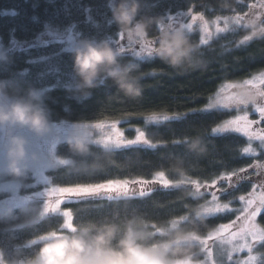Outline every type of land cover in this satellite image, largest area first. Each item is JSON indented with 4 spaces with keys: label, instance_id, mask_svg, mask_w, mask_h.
I'll list each match as a JSON object with an SVG mask.
<instances>
[{
    "label": "trees",
    "instance_id": "1",
    "mask_svg": "<svg viewBox=\"0 0 264 264\" xmlns=\"http://www.w3.org/2000/svg\"><path fill=\"white\" fill-rule=\"evenodd\" d=\"M256 0H140L141 16L167 17L194 10L207 18L223 17L232 13L244 14L248 5ZM155 3L156 7H150ZM108 0H0V40L6 47L7 61H0V79L16 82L22 89L37 87L45 90V104L54 123L93 125L101 122H124L145 128L152 147H131L107 150L98 145L87 156H73L68 145L57 147L60 158H71L70 164L51 170V182L57 187L90 186L109 181H154L155 173L164 171L166 180L173 183L183 171L187 183L180 188H164L157 181L148 184L152 191L143 197H87L79 203L63 204L72 214V223L87 225L102 223L106 219L121 223L133 214L151 221L153 231L165 227L173 219L188 216L182 221L186 228H196L205 238L220 225L233 223L235 212L210 216L206 225L193 224L191 209L209 196L193 199V183H218L221 176H230L234 182L222 202L238 204L240 196L247 195L251 184L246 175L253 171L254 158L244 155L248 140L240 135H214L212 129L237 116V111H195L205 105L220 87L236 80H245L264 71V39L243 43L245 30L219 35L207 45H199L198 33L190 39L200 46L196 57L203 61L197 69L179 71L159 58L137 59L131 53H122V63L132 61L138 65L134 74H142V95L129 98L121 93L115 82L108 78L90 89L85 98L75 90L78 77L74 71L73 54L64 43L52 41L36 44L48 29L73 28L81 39L108 40L115 47L121 42L118 25L111 19ZM153 26L151 34L158 32ZM123 40H126L124 38ZM153 114L179 116L166 123L146 125ZM146 126V127H145ZM132 134V133H131ZM200 137L207 145L204 155L188 150L185 138ZM178 141V143H176ZM263 159V155L259 158ZM236 173V175H233ZM21 182L30 185V172L22 179L5 173L0 182ZM41 190L40 188H38ZM26 192V191H24ZM7 196L0 192V200ZM44 197H32L20 207L0 211V253L7 263L19 255L29 260L42 247L50 231L64 224L60 214L41 217ZM236 207V206H235ZM13 210L12 215H6ZM119 214L118 216L116 214ZM264 227V212L258 218ZM156 238L159 239L157 232ZM36 240L37 243H31ZM264 264V243L256 248Z\"/></svg>",
    "mask_w": 264,
    "mask_h": 264
},
{
    "label": "clouds",
    "instance_id": "2",
    "mask_svg": "<svg viewBox=\"0 0 264 264\" xmlns=\"http://www.w3.org/2000/svg\"><path fill=\"white\" fill-rule=\"evenodd\" d=\"M112 21L118 25L129 45L152 44L155 58L179 71L197 69L203 61L196 57L200 46L191 41L182 27L172 28L164 18L141 16L140 0H108ZM156 35L151 34L153 26ZM248 39H264V15L256 14L245 21ZM74 71L78 80L75 90L85 98L90 89L111 78L118 90L129 98L142 95V74H134L138 65L132 61L122 63V51L108 40L81 39L71 49ZM6 52L0 50V61H7ZM232 103L250 106L253 110L264 107V95L244 81L232 82ZM45 90L37 87L22 89L16 82L0 79V171L15 179L26 177L44 162L41 152L33 147L27 130L36 139L53 134L52 115L45 104ZM92 126L73 124L63 138L73 156H87L96 143ZM189 151L204 155L207 145L200 137L185 138ZM108 149L109 147H104ZM71 164L75 160L69 158ZM187 183L181 171L173 181L176 188ZM193 199L204 194L199 190L188 193ZM10 210L6 215H12ZM193 224L206 225L213 214L207 200L191 209ZM119 215L118 213L116 214ZM188 216L173 219L165 227L153 231L151 221L133 214L122 224L115 220L87 225L74 224L66 228L61 224L43 239L42 247L29 260L15 256L9 264H208L205 239L196 228L182 226ZM157 232L159 239L156 238ZM225 241H219L224 247Z\"/></svg>",
    "mask_w": 264,
    "mask_h": 264
},
{
    "label": "rangeland",
    "instance_id": "3",
    "mask_svg": "<svg viewBox=\"0 0 264 264\" xmlns=\"http://www.w3.org/2000/svg\"><path fill=\"white\" fill-rule=\"evenodd\" d=\"M257 0L248 5V9L244 14H237V13H232L227 16L223 17H214V18H207L204 14L195 12L194 10H189V11H183L176 13L175 15L179 16V19L175 22H172L173 24H170V22L167 20V17L164 18V23L168 25L169 27L176 28V27H182L186 30V32L191 35L193 33H198L200 41L199 45H207L210 43L214 38H216L219 35L226 34L230 31H237V30H245L247 33L245 34L243 38V43L251 41L248 39V29L245 27V21L249 19L251 16L256 15V14H261L264 15V7L257 6L256 5ZM189 13H191L194 16H200L203 15L204 17V23H202L199 19L196 20L194 17L193 20L189 18ZM187 22L188 24H192L193 28L186 27L182 25V23ZM203 29V31H202ZM217 31L221 33H217ZM226 31V32H225ZM208 35H206V34ZM205 38L208 40H205ZM81 40L79 35L75 33L73 28H68L65 30H60V29H48L47 32H45L43 35H41L37 40L36 44H44L52 41H60L63 42L67 50H71L75 44ZM253 40V39H252ZM145 43V42H144ZM143 43V44H144ZM120 45H124L128 47V42L127 40H123L119 42L118 44H115L116 49L121 50L119 47ZM142 45V44H141ZM131 48L129 49L128 53H131V49H135L136 51H139V47L137 45H129ZM151 48L153 47L152 44L150 43L149 45ZM0 50L6 52L7 54V49L3 45V43L0 40ZM124 53V52H122ZM152 56L153 52H152ZM147 58V56H144L140 59ZM248 79H252L254 81L253 89H255L258 94H262L264 92V71L257 73L253 76H251ZM246 80V79H245ZM244 81V80H242ZM251 83V82H250ZM232 84V82L225 83L223 84L220 89L213 95V97L201 108L195 110L198 112H210V111H217V110H225V111H232L235 110L237 111V116L238 115H243L245 112L249 114V119L256 121L259 119V115L253 111V109L250 106H245L241 104H234L232 103V88H229L228 85ZM223 89V91H221ZM231 97V100L228 102L227 98ZM222 103H227L223 104ZM209 104L212 105V108L208 111H205V109L208 108ZM260 109L264 110V107H261ZM161 119L157 121H152L149 120L148 118L146 119V125H158V124H163L166 123L172 119L178 118L179 116H169L171 117L169 120L165 121L163 120V116L159 115ZM236 118V117H235ZM233 118V119H235ZM231 119V120H233ZM101 124V128H95L93 127L94 131L96 132V140L97 139H106L109 141H114L117 139L120 140H136L138 136V132L134 131V129H139V131H143L145 133V128H138L132 125H128L127 123L125 124L124 122H101L97 123ZM73 124L67 123V122H60V123H54L53 124V134L45 139H36L31 136L30 133L27 132V130H24V134L28 135L29 138L33 142V147L36 148V141L39 140L41 144L44 145V148L51 149V151L58 157L57 155V147L58 145L63 142L64 136L61 135V131L64 129H69ZM95 125V124H93ZM222 125V124H221ZM220 126V125H219ZM146 127V126H145ZM218 127V126H217ZM239 127L241 129L244 128V123L240 122L239 124L230 127V129L226 132L222 133H213L214 135H225V134H235V135H240L245 137L248 140V145L246 147L251 146L252 149L254 150L253 152L245 153L244 155L250 156L254 158V167L253 171L249 172L247 177V181L250 182L252 185L250 192L252 191L253 188H256V196L259 197L261 194V189H259L258 184L261 180H264V147H261L260 141L257 139H249L247 135H245L244 131H234L233 128ZM250 132L257 133V134H264V122L259 123V124H253L251 128L249 129ZM132 133V134H131ZM143 139H147L146 135L144 136ZM98 145V144H97ZM102 148H104L102 145H98ZM131 147H149L146 144L139 143L135 144L129 147H122L120 149H127ZM245 147V148H246ZM37 149V148H36ZM105 149V148H104ZM116 148L109 147L107 150H120ZM39 150V149H37ZM263 155V159H259ZM0 159H2V154H0ZM64 165H57L54 168H44L43 169V174L44 176L48 177V182H45L44 180L40 179L36 172L35 168L31 171L32 176H33V182L30 185H25L22 184L21 182H0V192H4L7 194V196L0 200V211L14 208V207H20L25 205L29 199H31L33 196L34 197H40L43 196V205L41 209V217L46 216L48 214H59V212H64V226L66 228H71L73 223H72V214L69 210L64 209L62 206L65 204L66 198L67 197H75L76 193H53L51 191L52 188H59L57 186H54L51 182V178L49 176V172L51 170H56L59 167H62ZM3 172L0 171V175ZM120 182V181H119ZM165 183H169L166 179L164 181ZM232 178L229 182H225L223 180H220L218 183H213V184H201V183H193L190 186L192 187L193 191L199 190L200 193H203V196H209V206L211 207L212 204L210 203L212 201V195L214 194L216 196V202L220 204H228V209L221 211L220 213H215L212 214L211 216L222 214V213H231L235 212L236 217H242L244 212L243 209L246 207L244 201H241L238 198V204L235 205L234 202H222L220 197H222L225 194H229V191L231 190V187L235 186L233 185ZM107 184V183H105ZM79 187H88V186H79ZM129 189L136 188L133 185L128 183L127 186ZM175 187L174 184L170 185L168 188H173ZM40 188L41 190H39ZM69 188H77V187H69ZM150 187H146L145 191L147 192ZM137 190L139 189L136 188ZM88 189H72L69 191H87ZM123 185L122 183H115L110 185L106 189L99 190L97 193H81L82 196L87 197H109L111 196L112 198H117V197H124V196H117V192H123ZM26 191V192H24ZM249 192V193H250ZM249 193L247 195H244L245 199L248 198ZM138 196V195H135ZM202 196V197H203ZM24 197H28L29 199H24ZM236 206V207H235ZM60 207V208H59ZM59 209V212H56ZM264 211L261 212V214ZM260 214V215H261ZM259 215V216H260ZM258 216V218H259ZM258 218H257V224H258ZM236 223H239L240 221L238 219L235 220ZM232 224V223H228ZM219 228V227H218ZM217 228V229H218ZM217 229L213 231L212 233H217ZM229 231L235 232L238 231V229L233 228L230 229ZM227 232L223 233H218L213 235L211 239H208V236L205 237L204 239L208 240V245L209 249L212 252V256L208 260V264H242L243 261L248 259L249 255L255 256L257 259L254 261V264H259L260 262V257L256 253V248L260 243H256L253 246V251L251 254H249L246 250L245 251H238V252H233L232 253V259L227 260L226 257L221 255L222 250L228 249L231 250L232 244L225 243L224 247L219 246V241L223 240L224 237L227 236ZM235 243V241L233 242ZM0 258L3 259L1 253H0ZM3 264H9L3 259Z\"/></svg>",
    "mask_w": 264,
    "mask_h": 264
},
{
    "label": "snow or ice",
    "instance_id": "4",
    "mask_svg": "<svg viewBox=\"0 0 264 264\" xmlns=\"http://www.w3.org/2000/svg\"><path fill=\"white\" fill-rule=\"evenodd\" d=\"M257 6H261L264 7V0H257L256 2ZM150 7H156V4L153 3L150 5ZM167 13V20L170 22V24H173L172 22H175L179 19L178 15H175L171 12V10H165ZM199 19L202 23H204V17L203 15L200 16H194L191 13H189V18L191 20H193V18ZM182 25L189 27V28H193L192 24H188L187 22L182 23ZM203 31V29H202ZM226 32V31H225ZM217 33H221L219 31H217ZM206 34V33H205ZM208 35V34H206ZM117 38L120 39L121 41H123L124 39V35L123 33H118L117 34ZM205 40H207L205 38ZM208 41V40H207ZM150 41H146L144 44L142 45H137L139 47V51H136L135 49H131V55L137 59H140L144 56H147L149 58H152V48L149 46L150 45ZM121 48V51L124 52L125 54H127L129 52V49L131 48L129 45L128 47L124 46V45H120L119 46ZM244 82L246 84H248L249 86H253L254 81L252 79H246L244 80ZM251 82V83H250ZM233 85L229 84L228 87L231 88ZM221 91H223V89H221ZM262 94H264V92H262ZM228 102L231 100V97L227 98ZM223 104H227V103H222ZM212 108V105L209 104L208 108L205 109V111H208ZM255 113H257L259 115V119L256 121L250 120L249 119V114L247 112H245L243 115H238L236 116L235 119L233 120H227L225 121L222 125L215 127L212 129L213 133H222V132H226L230 129V127L235 126L237 124H239L240 122L244 123V128L241 129L239 127H235L233 128L234 131L240 132V131H244L245 135H247L249 137V139H257L260 141L261 147H264V134H257V133H253L250 132L249 129L251 128V126L253 124H259L264 122V110L258 108L253 110ZM171 117L165 115L163 116V120L167 121L169 120ZM149 120L152 121H157L159 119H161L159 116L153 114L152 116H150L148 118ZM84 125H88V124H84ZM88 126H92L95 128H101L102 125L101 124H95V125H88ZM134 131L138 132V136L136 138V140H114V141H109L106 139H97L96 143L98 145H102L103 147H112V148H116V149H120L122 147H129L135 144H139V143H143L148 145L149 147L155 148L156 145L153 144L151 141L147 140V139H143L145 136V133L143 131H139V129H134ZM176 143H178V141H176ZM36 148L39 149V151L41 152L42 156L44 157V162L35 167V172L37 174V176L44 180L45 182H48V177L44 176L43 174V169L44 168H54L57 165H70L71 163L69 162V158H58L52 151L51 149H45L44 145L41 144L39 142V140L36 141ZM243 151L245 153H249V152H253L254 150L252 149L251 146L246 147L243 149ZM233 175H236V173H233ZM165 176L166 173L164 171H158L155 173V179L154 181H133V183H139L140 187L137 190L136 188H132L129 189L128 186V181L125 180L123 182H119V181H109L107 184L105 183H99V184H95V185H90L88 187H77V188H69V187H59V188H52L51 191L53 193H76L75 197H67L66 201L68 203H79L81 202L83 199H85V196H82L81 193H97L99 192V190L102 189H106L108 188L110 185L115 184V183H122L123 185V192H117V196H124V197H129V196H145L147 194H150V192L152 191V189H148V191H145V188L148 184L150 183H154V182H159L161 184L162 187L164 188H168L170 185H172L171 182L169 183H165ZM221 180L225 181L226 183L229 182L231 180L230 176H221L220 177ZM259 189H261V194L259 195V197L256 196V188H253L252 191L249 193V196L247 199H245L244 196H240L239 199L241 201H244L246 207L243 209V216L242 217H238L237 219L240 221L239 223H236L235 221L232 224H222L219 226V228L217 229V233H209L208 234V239H211L213 237V235L218 234V233H223V232H227L228 235L224 237V241L226 243L232 244V248L231 250L228 249H224L221 252V255L226 257L227 260H231L232 259V253L233 252H238V251H247L249 254L252 253L253 251V246L256 243H264V227L260 226L259 224H257V218L258 216L261 214L262 211H264V180H261L258 184ZM72 189H88L87 191H69ZM212 195V201L210 202L212 204L211 209H212V213H220L223 210L228 209V204H220L216 202V196L214 194ZM109 199H111L112 197L109 196ZM24 199H29L28 197H24ZM60 208V207H59ZM59 212V209L56 211ZM64 212H59V214L61 216L64 217ZM236 228L238 229V231L232 232L229 231L230 229ZM44 239V237H39V240ZM235 241V243H233ZM31 243H37L36 240L31 241ZM205 245H206V251L208 252L209 257L212 256V252L209 249V245H208V240L205 239ZM256 257L249 255L248 259L243 261L242 264H254V261H256ZM0 264H3V259L0 258ZM239 264V262H238Z\"/></svg>",
    "mask_w": 264,
    "mask_h": 264
},
{
    "label": "water",
    "instance_id": "5",
    "mask_svg": "<svg viewBox=\"0 0 264 264\" xmlns=\"http://www.w3.org/2000/svg\"><path fill=\"white\" fill-rule=\"evenodd\" d=\"M68 130H69L68 128L62 130V131H61V135H62V136H65V135L67 134ZM95 133H96V132H95Z\"/></svg>",
    "mask_w": 264,
    "mask_h": 264
}]
</instances>
